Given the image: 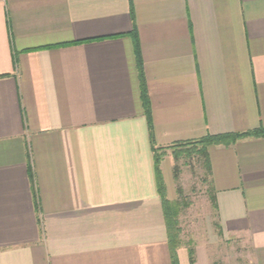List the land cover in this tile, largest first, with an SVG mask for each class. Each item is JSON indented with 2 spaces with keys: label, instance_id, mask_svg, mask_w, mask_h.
<instances>
[{
  "label": "crops",
  "instance_id": "1",
  "mask_svg": "<svg viewBox=\"0 0 264 264\" xmlns=\"http://www.w3.org/2000/svg\"><path fill=\"white\" fill-rule=\"evenodd\" d=\"M134 25L170 200L171 145L264 127V0H0V264H215L171 244ZM205 148L222 235L264 264V136Z\"/></svg>",
  "mask_w": 264,
  "mask_h": 264
},
{
  "label": "rangeland",
  "instance_id": "2",
  "mask_svg": "<svg viewBox=\"0 0 264 264\" xmlns=\"http://www.w3.org/2000/svg\"><path fill=\"white\" fill-rule=\"evenodd\" d=\"M180 151L175 164L179 169L175 201L179 211L181 238L189 245L202 242L216 249L215 264H245L253 258V251L246 239L226 240L218 226L217 211L211 200L206 159L198 147ZM213 247H212V246Z\"/></svg>",
  "mask_w": 264,
  "mask_h": 264
},
{
  "label": "trees",
  "instance_id": "3",
  "mask_svg": "<svg viewBox=\"0 0 264 264\" xmlns=\"http://www.w3.org/2000/svg\"><path fill=\"white\" fill-rule=\"evenodd\" d=\"M131 35L134 38L135 41V51L137 54V62H138V66H139V70H140V74H141V96H142V101L145 107V112H146V116L148 119V124H149V131H150V138H151V143H152V148L154 151V157H155V168H156V179H157V186H158V191L161 194L163 201H164V208H165V216H166V221H167V226H168V232H169V238L171 241V244L173 246V248H177L179 246L182 245V238H181V228L179 226V220H178V216H179V211L176 208V204L175 201L173 202L172 200H170L167 196V188H166V184H165V180L163 177V173L161 170V162L162 159L165 155V147H158L156 148L154 146V133H153V122H152V118H151V110H150V99H149V95L147 92V88L145 85V81H144V76H143V72H142V58H141V54H140V44H139V39H138V34H137V29H136V25H134V29L131 32ZM247 136H264V127H261L259 129H254L251 131H247V132H242V133H223V134H208L205 137H203L202 139H199L197 141H186V142H181V143H176L174 145H171V147H179V146H187L189 147H194L197 143H202L203 144V149H199V151H202L205 159H206V169H207V174L209 175L210 170H209V165L207 163V151L205 146L209 145V144H221V143H232L235 142L236 140H238L239 138L242 137H247ZM180 154H176V159H179ZM179 169L178 167L175 165V179L178 180L179 177ZM212 191V190H211ZM211 200H212V204L214 206V208L216 209V211L218 210V205H217V200L216 197L212 191L211 193ZM176 205V206H175ZM218 215V213H217ZM219 226V223H218ZM220 227V226H219ZM192 252V250H191ZM173 253V261L174 264H177V260L174 257ZM194 259L192 258L191 262L193 263Z\"/></svg>",
  "mask_w": 264,
  "mask_h": 264
}]
</instances>
